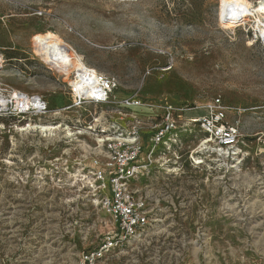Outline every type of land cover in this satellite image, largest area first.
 <instances>
[{"label": "rangeland", "instance_id": "obj_1", "mask_svg": "<svg viewBox=\"0 0 264 264\" xmlns=\"http://www.w3.org/2000/svg\"><path fill=\"white\" fill-rule=\"evenodd\" d=\"M263 30L262 18L226 27L221 0H0L7 84L0 87L38 94L50 109L41 121H2L0 264H79L115 229L81 173L105 161L83 125L95 109L66 110L72 73L40 60L35 39L42 35L63 39L115 78L114 99H140L144 107L132 112L146 120L166 105L199 118L220 99L240 129L244 160L229 173L206 152L198 158L205 140L198 132L158 158L143 179L154 200L151 224L112 263L264 264Z\"/></svg>", "mask_w": 264, "mask_h": 264}, {"label": "built area", "instance_id": "obj_2", "mask_svg": "<svg viewBox=\"0 0 264 264\" xmlns=\"http://www.w3.org/2000/svg\"><path fill=\"white\" fill-rule=\"evenodd\" d=\"M95 81L97 96L93 98L77 95L69 85L72 102L66 110L95 109L94 113L89 112L90 123L84 120L83 125L95 133L105 161L85 164L81 173L85 176V188L93 193L95 205L114 217L115 229L100 245L84 251L79 264H113L117 252L131 240L142 238L151 224L154 200L145 194L143 179L160 165L158 158L169 152L176 154L186 137L194 132L205 136L198 158L205 152L212 155L226 173L241 165L244 152L239 145V126L228 122L227 110L220 99L199 118L184 119V109L166 105L159 112L149 108L153 113L146 120L132 112L144 107L140 99H114L119 86L115 78L95 76ZM49 112L48 102L38 94L0 89V129L6 118L32 116L41 121Z\"/></svg>", "mask_w": 264, "mask_h": 264}, {"label": "bare ground", "instance_id": "obj_3", "mask_svg": "<svg viewBox=\"0 0 264 264\" xmlns=\"http://www.w3.org/2000/svg\"><path fill=\"white\" fill-rule=\"evenodd\" d=\"M221 17L223 24L232 28L234 24L255 19L258 23L264 19V1L251 6L247 0H221ZM264 39V30L260 32ZM36 52L40 60L58 73H72L69 83L73 91L85 98L96 97L95 76H107L104 72L88 65L80 54L57 36L42 35L35 39ZM0 85L4 60L0 57ZM87 76L90 78L87 79ZM92 80V81H91ZM1 89V87H0ZM13 92V91H11ZM36 127V126H35ZM37 128V127H36ZM42 131H54L60 127H38Z\"/></svg>", "mask_w": 264, "mask_h": 264}]
</instances>
